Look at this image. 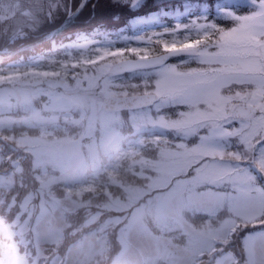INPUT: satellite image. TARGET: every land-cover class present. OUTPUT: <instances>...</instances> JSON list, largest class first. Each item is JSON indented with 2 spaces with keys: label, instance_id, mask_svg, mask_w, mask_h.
I'll list each match as a JSON object with an SVG mask.
<instances>
[{
  "label": "rangeland",
  "instance_id": "obj_1",
  "mask_svg": "<svg viewBox=\"0 0 264 264\" xmlns=\"http://www.w3.org/2000/svg\"><path fill=\"white\" fill-rule=\"evenodd\" d=\"M145 7V9L149 11L155 9L152 3ZM138 11L139 10L135 12ZM16 12H22L21 4L0 1V21L4 18L11 17ZM42 12L46 17L47 14H50L48 20L53 22V18L51 17L52 11L50 9H44ZM135 24L139 25L141 28L145 26L150 27L151 16L149 19L137 16ZM80 38H84V36L81 35ZM80 40L82 42L79 44V49L76 51H67L66 59L61 63H57L55 69L37 66L40 61L38 60L29 63L28 69L17 63V70H7L2 74L0 72V84L4 82L7 83L8 81V84L10 83L13 85L10 86L9 84L6 89L0 88V128H9L12 127V124H20L26 126L27 129H34L38 132L31 137L23 135L19 141L33 156V163L35 166L40 167V171L35 177L39 185L35 194L50 197H42V200H39V206H41L42 211H45V205L51 204L55 216L59 219H61L60 211L71 207L68 199L62 201V197L56 194V186L59 187L62 185V182L65 184L68 177L73 174V165H75L78 159L76 151L83 153L80 147L85 148V144L82 143L83 140L89 137L90 145H94L97 143V140H95L93 136L99 137L102 140V152L107 153V151L111 150V148L116 146L119 142V134L122 136L125 134L119 129L120 119L118 111L107 112L100 106L103 98L115 96L111 94L114 93L115 88L121 85L119 84L121 83L120 77L116 74L112 75L109 73L108 63H102L105 59L104 57L113 56L116 52L113 51L109 54L104 52L99 54L96 50H93L96 42L95 40ZM77 53H80L79 56H81V54L85 55L86 60L83 65H95L97 62L100 64L93 67L92 70L84 71L82 77L71 85L65 81V78L67 77L66 74L71 71V68L81 65L79 62H74L77 58ZM139 56L143 57L141 54H139ZM67 63H69V66H67ZM154 71L155 69L152 70V72ZM74 75L79 77L76 73H74ZM23 78L24 80L21 82ZM85 82L88 83V85H86ZM129 84L130 83H126L123 88ZM153 91L155 92L156 89L153 88L152 91L148 93ZM159 96V102L156 103L153 108L148 109V111L139 109L132 114L130 113L131 120L133 121L130 133L135 134L138 130L147 128L160 129L162 127H167L169 129L178 128L180 132H183L182 134L188 136L187 129L190 127V124L184 118L171 117L169 120H166L163 116H157L156 120L153 118L154 114H158L162 108H165L164 104L166 101L161 95ZM33 98H42V105L44 104V107L39 110L36 109L33 105ZM74 103H78L81 106L82 115L75 117L71 123L72 131L67 132L64 130V132L62 131L61 133V137L54 136L57 130L63 128L58 122H68V120L71 119V114L67 112L66 108H71L67 105H72ZM16 110H20L19 113L12 114V112H16ZM9 112H11V116L8 115ZM96 123H98L99 129L94 131L93 129ZM75 132L81 135L73 144L72 137ZM184 144L183 141L181 147L172 152L169 150H162L159 154V161L151 163V166H154L153 168L157 171V176L147 179V186L149 189L162 188L167 185L168 182L171 188L167 191L149 194L145 204V206L148 205L147 207H144L142 204L141 207H135L132 210L133 214L129 219L130 221L128 225L125 226L122 233L121 242L123 251L114 264H120L123 260L129 263L137 261L139 258L155 257V254L166 256L171 253L176 254L175 264H186L188 259H190L187 257L188 253L186 254L188 248L181 244L172 245L168 243V239H166L167 245L163 240L151 238L142 228L140 218H142L146 208L154 209L158 216H161L162 219L167 221L165 224L167 227L172 228L176 225L177 229L185 232V241H187V243H193L191 241L192 237L197 233L193 232L187 223L178 218V206L189 203L195 210L213 212L219 207L222 199L221 194L213 193L207 189L204 191H197L195 188L196 185L201 186L206 182L215 183L218 180H223L222 177L220 178L221 175L224 176L226 182L231 183V189L236 191L235 194H228L227 198L230 199V208L241 217L253 215L254 213H252L251 210L257 211L261 205L260 190L257 187L254 192L252 191L253 187L250 184V176L240 169L236 170L227 164L222 165L216 158H211L209 161L205 160L195 165L192 173L187 175L184 174V176L181 177V174L185 172L188 166H191L196 160L202 159L204 155L210 157L215 155L220 156L218 152L199 147V141L194 143L191 148ZM75 156L77 157L75 158ZM45 163L48 164V166L50 163V172H47ZM80 170L81 169H79V171ZM53 188L54 192L52 191ZM149 189L136 190L133 199L136 200L140 198L141 195L147 194L150 191ZM29 198L30 197H28V199ZM232 223L233 220L226 221L224 225L218 228V234L222 231L221 234L224 235L226 228ZM130 231H132V234ZM217 231H215L216 234ZM206 240L207 239H205V242ZM255 240L254 246H252V243L250 244L248 240L245 243L247 251L246 262L247 264H264V248L262 249L264 246V234L256 235ZM133 241H144L151 243L153 246L143 250L135 245ZM256 243L263 244L260 245ZM202 247L207 248L208 242L205 246L198 248ZM165 248H170V250L163 254L161 250ZM229 260V257H220L217 264H226ZM0 264L5 263L0 262Z\"/></svg>",
  "mask_w": 264,
  "mask_h": 264
},
{
  "label": "snow or ice",
  "instance_id": "obj_2",
  "mask_svg": "<svg viewBox=\"0 0 264 264\" xmlns=\"http://www.w3.org/2000/svg\"><path fill=\"white\" fill-rule=\"evenodd\" d=\"M147 2L131 0L127 7L137 11ZM152 6L151 26L137 39L159 46L153 87L164 107L190 124L187 133L199 147L220 153L222 165L227 153L236 157L229 166L258 173L254 165L264 166V0H152Z\"/></svg>",
  "mask_w": 264,
  "mask_h": 264
},
{
  "label": "bare ground",
  "instance_id": "obj_3",
  "mask_svg": "<svg viewBox=\"0 0 264 264\" xmlns=\"http://www.w3.org/2000/svg\"><path fill=\"white\" fill-rule=\"evenodd\" d=\"M136 183L138 184L139 183V181H136ZM116 242L120 245V246H122V242H121V238H117V240H116ZM133 243L135 244V245H137L140 249H147V248H150V247H152L153 245L151 244V243H148V242H142V241H137V242H134L133 241Z\"/></svg>",
  "mask_w": 264,
  "mask_h": 264
}]
</instances>
